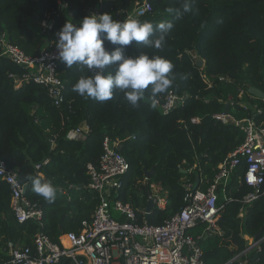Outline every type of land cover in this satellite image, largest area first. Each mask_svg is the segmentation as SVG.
Wrapping results in <instances>:
<instances>
[{
    "label": "trees",
    "instance_id": "trees-1",
    "mask_svg": "<svg viewBox=\"0 0 264 264\" xmlns=\"http://www.w3.org/2000/svg\"><path fill=\"white\" fill-rule=\"evenodd\" d=\"M137 1L141 0H0V21L5 37L34 56L57 43L65 23L78 25L90 15L89 10L97 8L122 21L125 11ZM149 2L152 10L136 20L154 26L170 21L174 27L162 49L133 42L124 52L166 58L173 65L169 74L173 83L155 98L149 88L137 106L118 89L104 102L80 96L73 85L81 77L92 76L91 71L82 65L69 69L63 64L65 100L57 107L46 88L33 80L16 87L22 68L2 56L0 48V159L17 170L19 179L28 183L26 196L44 209L42 226L35 221L19 223L10 206V186L0 179V261L8 257V243L31 245L39 231L56 242L63 234L81 231L83 221L92 217L99 202L98 194L88 188L87 166L99 163L106 136L124 139L123 153L130 164L119 190L120 200L140 212L147 206L152 184L166 191L167 207H154L146 216L152 225L163 224L185 206L187 184L206 189L219 164L244 141L238 126L217 120L213 114L225 111L228 98L237 99L242 86L264 92V0H189L192 10L180 16L168 10L181 9L184 0ZM45 16L53 22L46 31L40 27ZM159 35L154 31L150 38ZM105 47L111 50L118 46L105 42ZM193 55L204 59L203 71L212 87L203 80ZM108 72L114 74L115 66ZM220 75L232 81L220 82ZM169 90L188 93L189 97L184 105L164 114L152 105ZM244 99L250 107L229 108L237 119L250 116L252 105L262 102L250 92ZM193 117H200V123H193ZM84 122L90 126L86 139H69L68 133ZM45 159L49 162L37 169ZM151 169L154 175L145 180L146 170ZM244 169L242 163L226 190L218 191V204L224 206L218 221L222 233L202 237L206 264H228L243 253L250 246L245 235L260 246L251 248L242 259L264 264V195L248 204L244 216L239 217L243 204L238 200L250 190L238 182ZM29 177L50 182L56 189L55 200L50 203L34 193ZM230 196L236 200H227ZM205 226L200 224L192 232L202 234Z\"/></svg>",
    "mask_w": 264,
    "mask_h": 264
},
{
    "label": "built area",
    "instance_id": "built-area-1",
    "mask_svg": "<svg viewBox=\"0 0 264 264\" xmlns=\"http://www.w3.org/2000/svg\"><path fill=\"white\" fill-rule=\"evenodd\" d=\"M152 10L149 0L137 1L131 10L125 11L122 21L138 19ZM92 14H103L99 9L89 10ZM53 22L49 16L40 21L44 31L51 29ZM57 43L43 49L38 55H29L17 44L5 37L0 38L1 55L22 68V75L16 76V87L25 81H35L46 88L53 103L60 107L65 100L66 81L62 78L63 64L58 58ZM194 61L200 58L193 55ZM203 80L209 87L213 82L199 67ZM91 71V70H90ZM91 74L94 75L93 71ZM12 76H15L12 74ZM220 82H231L228 76L217 77ZM249 93L245 87H240L238 97L228 98L229 108L237 105L250 107V102L244 98ZM188 93L179 94L169 90L163 99H157L155 106L164 114L186 103ZM258 98V97H257ZM260 99V98H259ZM261 103L252 105V114L237 119L230 112H216L213 117L224 123H233L244 133V141L237 146L219 164L213 181L206 189H196L191 183L187 184L185 206L161 225H152L147 221L150 213L146 207L139 212L131 203L118 198L123 179L130 169V164L123 153L124 139L106 136L103 140V152L99 163H89L88 188L98 194L99 202L92 217L83 221L80 232H69L59 238V242L51 239L46 233L39 231L35 234L31 245L21 246L10 242L7 246L8 257L0 264H60L68 260L69 264H206L203 248L200 245L202 237L220 232L219 219L223 205L218 204L219 189L226 190L228 182L244 163L245 169L239 174V184H245L250 190L238 201L243 206L240 217L244 216L245 207L264 195V98ZM193 123H200V117H193ZM90 126L82 123L68 133L73 140L86 139ZM49 159L36 168L46 165ZM0 179L11 189V209L19 223L28 221L39 222L43 225L44 209L26 196V182L19 179L17 170L9 168L0 159ZM145 180H148L146 177ZM154 201V207L165 209L168 199L166 191L152 184L148 195ZM227 200H234L230 196ZM236 200V199H235ZM141 213V215H139ZM141 217V218H140ZM206 224L202 234L192 231L200 224ZM248 238L247 235L244 236ZM251 244L260 246L251 238ZM251 248L233 257L228 264L242 263V256ZM247 264L249 262L246 261Z\"/></svg>",
    "mask_w": 264,
    "mask_h": 264
},
{
    "label": "clouds",
    "instance_id": "clouds-1",
    "mask_svg": "<svg viewBox=\"0 0 264 264\" xmlns=\"http://www.w3.org/2000/svg\"><path fill=\"white\" fill-rule=\"evenodd\" d=\"M191 10L189 0H184L181 9L168 11L180 16ZM173 27L170 21H162L154 26L151 22L136 19L114 20L108 13L92 14L84 17L78 25L65 23L58 33V58L69 69L78 64L93 71L94 75L81 77L73 85V91L80 96L104 102L111 100L114 89H118L131 105L137 106L149 88L155 98L171 87L173 81L169 74L173 65L161 56L125 55L124 48L135 42L162 49ZM154 31L160 35L153 40L150 37ZM105 42L118 47L109 50ZM111 66H115L114 74L108 72ZM152 106L155 107V103ZM29 179L34 193L50 203L55 200L56 189L50 182H42L39 178Z\"/></svg>",
    "mask_w": 264,
    "mask_h": 264
},
{
    "label": "water",
    "instance_id": "water-1",
    "mask_svg": "<svg viewBox=\"0 0 264 264\" xmlns=\"http://www.w3.org/2000/svg\"><path fill=\"white\" fill-rule=\"evenodd\" d=\"M3 32H4V27H3V25H2V22L0 21V38L3 37ZM196 64H197L198 67H202V66H204V64H205V61H204V59H202V58L200 57V58H198V59L196 60ZM249 92H250L252 95H254V96H256V97H258V98H260V99H263V98H264V92H263L262 90L256 88V87H250V88H249ZM229 105H230L229 102H227L226 107H225V113L228 112ZM145 173H146L147 178H150L152 175H154L155 170H154V169L146 170ZM27 189H28V184H26V186H25V192H27ZM153 208H154V201H153V199H150V200L148 201V203H147L146 211H147L148 213H150V212L153 210ZM249 248H253V244H250ZM242 264H247V263L244 262V263H242Z\"/></svg>",
    "mask_w": 264,
    "mask_h": 264
},
{
    "label": "crops",
    "instance_id": "crops-1",
    "mask_svg": "<svg viewBox=\"0 0 264 264\" xmlns=\"http://www.w3.org/2000/svg\"><path fill=\"white\" fill-rule=\"evenodd\" d=\"M183 171H186V170H183ZM239 215H240V213H239ZM220 217L222 218V216H220ZM239 217H240V216H239ZM240 218H242V217H240ZM220 233H222V232H221V229H220ZM246 239L249 241V243L251 242V237L248 236V238H246ZM242 260H243L242 263H244V262H246V261L248 262V260H244V259H242ZM242 263H241V264H242Z\"/></svg>",
    "mask_w": 264,
    "mask_h": 264
},
{
    "label": "rangeland",
    "instance_id": "rangeland-1",
    "mask_svg": "<svg viewBox=\"0 0 264 264\" xmlns=\"http://www.w3.org/2000/svg\"><path fill=\"white\" fill-rule=\"evenodd\" d=\"M249 244H251V242Z\"/></svg>",
    "mask_w": 264,
    "mask_h": 264
}]
</instances>
